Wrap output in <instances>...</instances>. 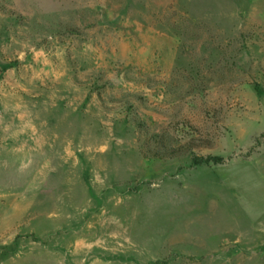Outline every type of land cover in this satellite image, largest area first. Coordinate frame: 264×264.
<instances>
[{"label": "rangeland", "instance_id": "374dc122", "mask_svg": "<svg viewBox=\"0 0 264 264\" xmlns=\"http://www.w3.org/2000/svg\"><path fill=\"white\" fill-rule=\"evenodd\" d=\"M0 264H264V0H0Z\"/></svg>", "mask_w": 264, "mask_h": 264}, {"label": "trees", "instance_id": "16d2710c", "mask_svg": "<svg viewBox=\"0 0 264 264\" xmlns=\"http://www.w3.org/2000/svg\"><path fill=\"white\" fill-rule=\"evenodd\" d=\"M194 164H221L223 158L220 156H194L192 158Z\"/></svg>", "mask_w": 264, "mask_h": 264}]
</instances>
